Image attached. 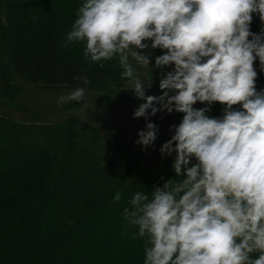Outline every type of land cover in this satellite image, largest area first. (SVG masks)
<instances>
[{
    "label": "clouds",
    "instance_id": "clouds-1",
    "mask_svg": "<svg viewBox=\"0 0 264 264\" xmlns=\"http://www.w3.org/2000/svg\"><path fill=\"white\" fill-rule=\"evenodd\" d=\"M254 15L259 33L251 31ZM81 41L91 62L118 60L142 101L134 119L183 114L159 149L175 154L176 178L150 196L137 191L123 209L146 238L143 264H264V89L255 67L264 72V0H84L64 47ZM154 49L162 54L153 62ZM132 61L151 66L147 80ZM169 67L160 95H146L152 68ZM74 79L90 84L86 75ZM85 91L61 95L58 105L84 101ZM213 103L224 106L222 116L207 115ZM137 136L136 144L152 146L157 126L149 121Z\"/></svg>",
    "mask_w": 264,
    "mask_h": 264
},
{
    "label": "trees",
    "instance_id": "trees-1",
    "mask_svg": "<svg viewBox=\"0 0 264 264\" xmlns=\"http://www.w3.org/2000/svg\"><path fill=\"white\" fill-rule=\"evenodd\" d=\"M83 2L70 0L66 6L64 0H0V264H48L53 259L55 264H143L146 238L127 223L123 209L137 191L150 196L153 186L176 178L174 156L143 161L159 147L164 133L152 146L135 143L138 151H125L126 138L105 132L89 116L67 114L54 121L12 116L15 107L25 110L13 76L46 90L85 87L99 95L98 101L104 96L115 100V87L123 86L122 98L138 103L130 82L120 76L117 59L87 63L85 42L64 47ZM261 27L254 15L251 31L259 33ZM152 52L154 62L162 53ZM132 63L141 75L142 67ZM255 67L257 90L264 89L258 61ZM153 69V85L171 70ZM81 75L89 85L74 79ZM157 91L150 95H160ZM209 107L211 117L222 116L223 105ZM168 115L178 124L183 114ZM117 191L122 198L114 202Z\"/></svg>",
    "mask_w": 264,
    "mask_h": 264
},
{
    "label": "rangeland",
    "instance_id": "rangeland-1",
    "mask_svg": "<svg viewBox=\"0 0 264 264\" xmlns=\"http://www.w3.org/2000/svg\"><path fill=\"white\" fill-rule=\"evenodd\" d=\"M51 1L56 2L57 0ZM63 4L69 6L70 0H64ZM7 40L9 41V36L7 37ZM151 53L154 56L153 52ZM84 60H86L87 63L90 62V59L85 58ZM141 69V79L147 80V78L151 75V66H149V68L142 67ZM154 76L155 70L152 68V77L154 78ZM12 83L17 84L20 87L18 89L20 92H17V95L20 99L21 105L25 106V110L23 109V111H20L17 107L12 109V116L17 119L28 120L31 118L40 117L41 120L54 121L67 114L78 115L80 117L89 116L92 117V123L98 125L105 132L115 133V135H121L126 138L128 142L122 144L125 151H138L140 149L138 146L134 147L132 145H134L135 141L138 139V131L144 130L146 123L150 121L157 126L156 140H158L163 133L164 138L161 142H159V147H153L150 150L149 155L143 158V161L151 164L161 158L171 157H162L159 149L161 145L170 139L172 135V132L169 129L171 125L175 124L173 118L165 112H162V114L158 112L155 116H149L148 121H146L144 118L134 119L133 111L140 103H142V101L136 99L134 94L133 98H135V102H138L137 104H133L134 102L130 103L129 99L122 98L123 94L125 93L124 91H121V89L124 88L123 86L115 87L119 93L118 95L115 92L112 93L111 96L114 97L115 100L104 96L101 97L103 101H98L97 98L99 95L85 92V100L82 102L77 103L73 101L58 105V98L61 95L70 93L71 91H53L30 86L24 84L18 76L12 77ZM158 85L159 84L153 85L152 82V87L146 90V95H150L151 92H154L155 94L159 93V91H157L159 90ZM129 90H131V86H129ZM87 93L89 95H87ZM207 115L210 117L212 116L210 113H207ZM174 155L175 154L173 153L172 156ZM35 215L36 213L33 214L34 217ZM55 262L56 260L53 259L48 264H55ZM81 264L86 263L82 262Z\"/></svg>",
    "mask_w": 264,
    "mask_h": 264
}]
</instances>
